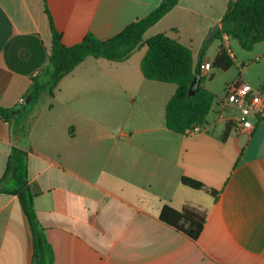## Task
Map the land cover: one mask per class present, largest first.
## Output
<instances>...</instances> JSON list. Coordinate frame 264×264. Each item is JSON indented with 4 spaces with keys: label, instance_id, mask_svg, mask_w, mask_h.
Listing matches in <instances>:
<instances>
[{
    "label": "crops",
    "instance_id": "obj_1",
    "mask_svg": "<svg viewBox=\"0 0 264 264\" xmlns=\"http://www.w3.org/2000/svg\"><path fill=\"white\" fill-rule=\"evenodd\" d=\"M229 1L179 0L127 60L86 58L39 105L26 145L0 116V180L18 147L54 264H264V121L251 135L232 126L222 139L239 115L223 101L238 76L225 71L220 88L213 66L222 46L233 51L236 66L250 55L238 56L229 37L211 42L201 75L216 99L193 135L167 127L166 106L177 86L147 80L141 71L145 42L160 33L189 47L197 65ZM161 2L47 0L66 46L88 33L110 39ZM52 45L43 0H0V106L24 102ZM249 52L264 62V42ZM183 177L219 190V198L184 186ZM166 205L207 211L197 241L161 222ZM33 239L18 196L1 194L0 264H33Z\"/></svg>",
    "mask_w": 264,
    "mask_h": 264
},
{
    "label": "trees",
    "instance_id": "obj_2",
    "mask_svg": "<svg viewBox=\"0 0 264 264\" xmlns=\"http://www.w3.org/2000/svg\"><path fill=\"white\" fill-rule=\"evenodd\" d=\"M53 36L52 53L41 74L33 79L28 96L29 103L24 102L16 108L0 106V116L13 127L15 137H19L23 145L28 143L37 109L45 98L53 97L59 82L75 70L86 58H103L122 62L141 46L146 32L163 19L179 2V0H162L161 4L142 19L131 23L121 32L107 40L97 38L88 33L80 42L72 46L63 44L61 34L56 30L50 14L47 0H43ZM222 27L213 39L205 41L195 65L192 50L173 39L166 33L157 34L145 44L147 53L141 62V71L150 81L174 84L177 90L166 106L167 127L185 135L195 127H203L213 107L216 96L203 86L201 62L215 39L223 40L224 36L237 40L245 51L264 42V0H230L222 18ZM234 58L229 48L222 46L215 61L214 68L228 71L234 65ZM240 79V78H238ZM195 80L198 84L190 93ZM264 89V85L262 86ZM227 132L222 136L225 140L228 131L234 126L228 124ZM182 184L190 189L204 192L218 199L220 191L209 187L202 181L183 177ZM16 195L29 219L33 230L34 254L33 264H54L55 256L46 236V229L40 224L35 210L34 200L37 196L29 184L27 176L26 154L18 147H13L9 157L6 173L0 180V195ZM207 211L196 208L177 210L164 206L160 220L164 224L183 233L193 241H197L206 223Z\"/></svg>",
    "mask_w": 264,
    "mask_h": 264
},
{
    "label": "built area",
    "instance_id": "obj_3",
    "mask_svg": "<svg viewBox=\"0 0 264 264\" xmlns=\"http://www.w3.org/2000/svg\"><path fill=\"white\" fill-rule=\"evenodd\" d=\"M224 37L228 38V36ZM229 53L234 58L233 51L230 48ZM210 69L211 66L205 64L202 67V72L206 74ZM224 93V103L239 110L238 117L232 121L234 128L239 134L251 135L257 122L264 121V89L253 87L240 78L228 83ZM201 129V126L195 127L187 131V135H193Z\"/></svg>",
    "mask_w": 264,
    "mask_h": 264
},
{
    "label": "rangeland",
    "instance_id": "obj_4",
    "mask_svg": "<svg viewBox=\"0 0 264 264\" xmlns=\"http://www.w3.org/2000/svg\"><path fill=\"white\" fill-rule=\"evenodd\" d=\"M231 44L233 46V50L238 54V56H242V58H245L246 56L250 55L249 57H247L248 59H244V63L240 64L238 66H236V64L234 63V65L232 66L231 69H229L228 74L226 77H230V76H238V78H243V81L251 84V85H257L259 82L264 81V62H260V61H256L255 59H251L252 58V54L249 51H245L241 48V46L239 45L237 40H233L231 39ZM263 45V44H262ZM261 47V46H258ZM246 64V65H244ZM221 70H216V74L220 75L218 76V78L216 79V84H218V86L220 88H222L224 80L222 78V76L226 75L224 74L225 71L220 72ZM220 73V74H219ZM29 94H27L26 97H28ZM264 124V122L260 123V126H262Z\"/></svg>",
    "mask_w": 264,
    "mask_h": 264
},
{
    "label": "water",
    "instance_id": "obj_5",
    "mask_svg": "<svg viewBox=\"0 0 264 264\" xmlns=\"http://www.w3.org/2000/svg\"><path fill=\"white\" fill-rule=\"evenodd\" d=\"M219 30H220L219 25H216V26L213 28L212 32H211L210 39H213V38L216 36V34H217V32H218ZM197 84H198V80H195L194 83H193V85H192V88H191V90H190V93H191V94L193 93V88H194L195 85H197ZM30 100H31V96H28V98L26 99V103H25V104L29 103Z\"/></svg>",
    "mask_w": 264,
    "mask_h": 264
}]
</instances>
